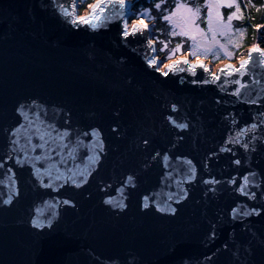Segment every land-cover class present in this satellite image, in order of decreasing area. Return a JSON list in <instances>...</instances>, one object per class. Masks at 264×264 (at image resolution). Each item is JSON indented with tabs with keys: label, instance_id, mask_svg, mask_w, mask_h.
Instances as JSON below:
<instances>
[{
	"label": "water",
	"instance_id": "1",
	"mask_svg": "<svg viewBox=\"0 0 264 264\" xmlns=\"http://www.w3.org/2000/svg\"><path fill=\"white\" fill-rule=\"evenodd\" d=\"M80 7L0 0V264H264V48L164 70Z\"/></svg>",
	"mask_w": 264,
	"mask_h": 264
},
{
	"label": "trees",
	"instance_id": "2",
	"mask_svg": "<svg viewBox=\"0 0 264 264\" xmlns=\"http://www.w3.org/2000/svg\"><path fill=\"white\" fill-rule=\"evenodd\" d=\"M82 5L80 13H83L90 4L96 0H81ZM132 2V10L134 12L130 21L145 18L152 22L155 34L153 39L159 45L166 42L170 47L175 48L177 45H182V52L193 50L192 39L180 32H174L168 19H165L174 9L179 1L191 4L198 12L199 21L207 25V0H130ZM160 7L157 8L156 5ZM239 5V15L235 27L238 28V33L234 35L231 49L235 52L236 56L248 46L258 44L264 48V0H237V4L231 7H225V12L237 9ZM175 33V35L173 34ZM160 52V50H159ZM161 53V52H160ZM177 55L181 53L176 52ZM211 57L213 63H220L228 59V56L222 52L199 53L191 54V59L196 56ZM234 60V59H233Z\"/></svg>",
	"mask_w": 264,
	"mask_h": 264
},
{
	"label": "rangeland",
	"instance_id": "3",
	"mask_svg": "<svg viewBox=\"0 0 264 264\" xmlns=\"http://www.w3.org/2000/svg\"><path fill=\"white\" fill-rule=\"evenodd\" d=\"M177 4L183 5L184 7L177 8L176 5L173 11L167 16L170 17V19L168 20L174 32H180L189 36L192 39L194 48L193 50L182 52L181 44L179 45V48H172L170 47V45H167V43L163 41L162 44L159 45V50L161 52H159V57L164 58V62L160 64L161 69L165 70L179 56L189 57L191 60V54L193 52H222L226 54L228 56V59L220 63H213L211 57H200L199 55L192 59L193 62H196L199 59H205L206 64L213 71H217L219 66L225 64L226 62L237 64L245 57L246 48L250 46L242 50L236 56V59L235 52L230 47L233 43L234 35L238 33V28L235 27V22L237 18H240L239 11L236 9V7L233 10L228 11V13L224 10V8L229 7V5H236L237 0H207V25H204L199 21L198 12L193 8L191 4H188L183 1H179ZM90 8L91 4L88 6L87 9L84 10L83 13L80 14H89ZM234 12L237 13V16L233 17L232 20L229 21V16ZM136 21L152 25V22L146 20L145 18H141ZM133 24L134 21H129L128 29H130ZM176 52H179L181 54L177 55ZM229 53L231 55H229Z\"/></svg>",
	"mask_w": 264,
	"mask_h": 264
},
{
	"label": "snow or ice",
	"instance_id": "4",
	"mask_svg": "<svg viewBox=\"0 0 264 264\" xmlns=\"http://www.w3.org/2000/svg\"><path fill=\"white\" fill-rule=\"evenodd\" d=\"M118 2H119L121 5L124 4V0H118ZM97 7H99V5H96V6L93 7V12H95V9H96ZM156 7L159 8L160 5L157 4ZM180 7H184V6H183V5H180V4H177V8H180ZM229 7H231V5H229ZM237 10L239 11V5H237ZM236 16H237V13H235V12L232 13V14L229 16V18H228L229 21H231L232 18H233V17H236ZM80 19H81L82 22H87L86 18H84V17H81ZM165 19H170V17H165ZM147 27H148V25H146V24H138V25H134L133 28H132V33L135 34L137 31H141L143 28H147ZM229 27H230V25H229ZM173 34L175 35V33H173ZM124 35H125V36H128V35H129V32L127 31V25H125ZM221 47H223V46H221ZM177 48H179V45H177ZM251 52H261V54L264 55V50H261V49H259V48H253V49H251V50H250V53H249V56H251ZM193 54H195V52H193ZM229 55H231V54L229 53ZM149 63H150V64H155L156 61H155V60H150ZM177 63H180V62L177 61ZM184 63H187V61H184ZM247 63H248L247 60L243 61V62L241 63V67H243V66H244L245 64H247ZM169 67H170V68H171V67H175V65H169ZM229 67H231V66H229ZM221 71H224V70L221 69ZM236 71H239V69H236ZM164 74L167 75V73H164ZM217 79H218V77H217ZM181 127H184V126L181 125ZM66 203H67V202H66Z\"/></svg>",
	"mask_w": 264,
	"mask_h": 264
},
{
	"label": "bare ground",
	"instance_id": "5",
	"mask_svg": "<svg viewBox=\"0 0 264 264\" xmlns=\"http://www.w3.org/2000/svg\"><path fill=\"white\" fill-rule=\"evenodd\" d=\"M248 52V51H247ZM192 60V59H191Z\"/></svg>",
	"mask_w": 264,
	"mask_h": 264
}]
</instances>
